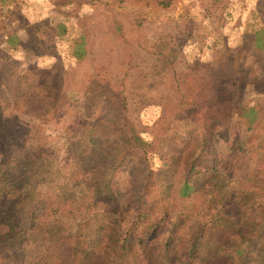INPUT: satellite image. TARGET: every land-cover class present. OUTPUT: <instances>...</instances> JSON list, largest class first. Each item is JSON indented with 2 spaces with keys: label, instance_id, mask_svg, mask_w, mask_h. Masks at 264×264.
I'll return each mask as SVG.
<instances>
[{
  "label": "rangeland",
  "instance_id": "rangeland-1",
  "mask_svg": "<svg viewBox=\"0 0 264 264\" xmlns=\"http://www.w3.org/2000/svg\"><path fill=\"white\" fill-rule=\"evenodd\" d=\"M35 97L51 110L37 117ZM252 105L264 134V0H0V264H60L55 247L71 235L85 250L80 263L121 264L115 248L127 230L123 264L166 263L168 239L180 257L203 215L213 219L232 196L241 164L257 159L253 129L245 151L227 134L244 127L237 108ZM75 109L108 134L127 121L148 148L146 162L116 171L111 199L90 192L88 179L108 166L83 161L91 145L69 129ZM201 115L209 154H235L225 171L195 177L224 184L212 195L170 207L199 149ZM145 165L165 181L161 202L141 197ZM254 241L264 261V237Z\"/></svg>",
  "mask_w": 264,
  "mask_h": 264
},
{
  "label": "trees",
  "instance_id": "trees-1",
  "mask_svg": "<svg viewBox=\"0 0 264 264\" xmlns=\"http://www.w3.org/2000/svg\"><path fill=\"white\" fill-rule=\"evenodd\" d=\"M81 54L76 53L75 56L80 57ZM34 101L35 104L32 111L37 117L38 114L41 115L42 112H46L47 108L51 110L53 106H45L42 99L38 97H35ZM197 113L200 112L197 111ZM236 114L238 116V124L244 127L240 128L235 124L233 129L227 133L229 135L228 139L232 140V144L237 145L238 148L243 146L239 149L243 148V151H245L249 142V135L253 129L252 135L254 136L251 138L257 140L256 147L260 151L256 154L257 159L252 160L249 158L244 164H241L242 170L239 171L240 173H235L234 175H238V179L236 180V184L232 186V196L221 203L220 211L215 214L213 219H209L203 215L201 227L195 233L192 232L180 257H176L174 247L170 246V239L167 240L163 249L166 263L161 264H264L263 260H259L260 247H257L254 241L264 237V195H258L255 198V195L251 194L249 197V192L261 191L264 194V143L261 140H264V134L256 132V128H260L259 109H257L256 105L249 107L240 106L237 108ZM80 115H83V113L75 109L72 120L73 125L71 124L69 129H74L79 139L87 138L90 142L91 147L87 154H83V161L87 160L89 164L94 166L97 162H100V165L105 164L108 166L105 171L99 173L98 177L93 175L91 176L92 178L88 179L92 181L88 185L90 186V192L94 196L101 194L108 197L111 196L109 197L111 199L119 192L114 176L116 171L121 169L122 164L127 160H132L135 166L139 163L141 164L143 161L146 162L148 160V148L144 144V141L135 134L134 130L132 131V127L127 121L118 125L114 132L108 134L110 125L101 126L102 124L99 119L87 121L84 116L80 118ZM208 124L207 120L201 115L198 133L199 149L192 156L188 167H186L183 178L175 189L177 193H173L174 195L168 199L170 207L183 198H185V201H188L190 197L199 198V195L204 194L206 197H209L214 193V189L216 190L224 185L216 182L215 175L209 178L207 174H203V181L201 183L195 180V177L202 170L203 172L225 171L223 167L227 166L224 164L226 159L235 154L233 150L227 154V157L209 154L211 152V144H213L211 141L213 137L211 136V129L208 127ZM254 124L255 127L253 128ZM21 126L29 129L27 122L23 125L21 124ZM259 138L260 140L258 141ZM25 141L26 138L23 139V142ZM20 144L23 145V143ZM12 151L13 149L6 152L4 162L10 159ZM234 158L231 161L235 162ZM249 161H252V163ZM240 162L237 160L236 163ZM204 165L208 166L204 168ZM94 166H91V169H94V172H96L97 169ZM145 167L147 166L145 165ZM42 168L43 166L41 165L39 168L40 173L44 171ZM0 173H4V170H1ZM151 173L152 171L147 167L144 184L141 186V197L145 203L151 201L147 200L150 198L161 202L163 201L162 194L164 191H162V184L165 181L162 178H157L159 179V183L151 180ZM83 182L76 184L83 186ZM149 184L152 190H148ZM12 188H14V184L10 182L9 191ZM80 190L84 191V187H81ZM90 195L87 197L88 201L94 197ZM166 196L168 195L166 194ZM177 224L175 223L174 226ZM251 227H254V229L252 230ZM255 229H257V233H255ZM128 233L129 230L119 239L117 248H115L117 257L122 262L121 264L124 263L122 260L128 250ZM252 235L255 237L253 238ZM63 239L55 247L56 253L63 254L60 264H82L80 260H83L85 257V250L79 238L76 235H71L67 243L65 242L66 239ZM149 247L150 243L147 241L141 244L140 254L144 258L143 263L148 257L147 250ZM234 257L236 258L235 260L233 259ZM51 258L55 259V254ZM180 258L182 261L177 262ZM49 262L46 261L45 263L50 264L51 262Z\"/></svg>",
  "mask_w": 264,
  "mask_h": 264
}]
</instances>
